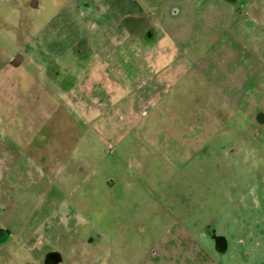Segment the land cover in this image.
I'll use <instances>...</instances> for the list:
<instances>
[{
	"label": "rangeland",
	"instance_id": "obj_1",
	"mask_svg": "<svg viewBox=\"0 0 264 264\" xmlns=\"http://www.w3.org/2000/svg\"><path fill=\"white\" fill-rule=\"evenodd\" d=\"M178 1L0 0V143L19 175L0 264H156L191 249L172 221L229 243L197 239L180 264H264V160L220 130L264 121V0Z\"/></svg>",
	"mask_w": 264,
	"mask_h": 264
},
{
	"label": "crops",
	"instance_id": "obj_2",
	"mask_svg": "<svg viewBox=\"0 0 264 264\" xmlns=\"http://www.w3.org/2000/svg\"><path fill=\"white\" fill-rule=\"evenodd\" d=\"M205 1L206 0H191V4L194 3L195 5H202V4L204 5ZM225 1H229V2L236 1V2H238L240 7H242L244 5H252L255 2V0H225ZM177 3L182 4L181 0H179ZM172 12H173V15L175 16V15L180 13V10L177 7H174ZM234 105H235V109H236L237 104L235 101H234ZM234 117L235 116L233 115L228 120L227 126H223L220 128V130L222 132V136L229 135L230 133L235 134L237 137V140H238V144L241 143L242 146H247L245 149L246 155L249 157L252 156V158H254V159L257 157V161L262 162L264 160V144L257 143L256 139H257L259 134L256 132V129H258V130L260 129V130H262L261 132H264V121L261 122L259 120V118H258L259 116H258L257 120H256L257 124H251V123L248 124L246 122H243L242 120H241V122H239L240 121L239 119L235 123ZM231 119L233 122L231 121ZM0 148L2 150V152L0 151V199H1V197L8 195V193L11 192V190H13L16 187L15 183L18 181L19 175H16V176L15 175H9L10 173L8 172V171H10L9 170L10 166L13 165L14 162L16 161L15 158H16L17 153H18L16 151V149H14V147H11L9 144H6V143H0ZM60 149H61V147H60ZM204 149H205V147H204ZM35 150L37 151L38 149H35ZM261 152H262V154H261ZM41 158H42L41 153H38V151H37L35 154V157H33V159L31 157H29V159H28L29 163L34 164V162H35L34 172L36 175L38 174V176H39V173H40V176H42V169L36 166L37 165L36 160L38 161V159H41ZM44 165L49 170L46 173H48V175H51L52 166H51L50 162L47 161V162H45ZM60 166H62V164ZM34 181L36 182V180H34ZM51 181H52V179L50 178L49 184L51 183ZM51 188H52V185H50L48 187V192ZM46 191H47V188H46ZM3 207H4L3 202H0V209H2ZM0 214H1V212H0ZM66 219H67V217H66ZM46 220H47V218H46ZM186 229L179 222L172 221L169 231L167 233H165L164 235L166 237H169V239L174 240L178 244H180V242H178L179 240H182V241L187 240V242H189L188 246H190L191 249H193L192 252H190L191 249H188V248L187 249L184 248V250L182 252L179 251V248L177 249V251H174V252H172V250L169 251L168 249H167V251L161 250L159 254L154 253V257L158 256L157 259L153 260L154 262H157L156 264H180L182 261H186V260H188V258L190 259V256H192V254L196 252V248L198 250V247L202 246V243L197 241V239L204 240L207 238L211 243V244L209 243L210 244L209 247L213 249L212 246L216 245V247L219 248L218 251H220L219 253H221L222 256L227 252L229 243L226 239V236L224 234L219 233L218 227H217V222H211L210 224H209V222H206L204 227H201L198 230L196 229V227L194 225L191 224V227L190 226H189V228L186 227ZM191 229H192V231H195L196 233H197V231H199V233H197L196 238L192 237V235L190 233ZM187 231H189V233ZM27 235L28 236H26L23 240V246L27 247V250L30 253H33L34 255H36V257H39V258L41 257L40 259H42L43 256L48 255V253H53L52 251H50L51 248L47 246V245L52 244L51 241L49 242L45 238L38 237L37 235H34L32 233H29ZM176 235L177 236L179 235L178 238H181V239L176 241L175 240L177 238ZM180 235H181V237H180ZM5 237H6L5 232L2 230V227L0 226V251L4 250L6 245H11V246L14 245V242L12 239L6 240ZM166 237H162L163 240H165ZM171 243L172 242H170V244ZM163 245L165 247L164 243H163ZM175 245L177 246V244H175ZM38 246H39V248H38ZM44 247H46L45 249H48V250L45 251ZM215 250L216 249H214V251ZM200 251L203 255L208 254L207 251L206 250L204 251L202 248L200 249ZM9 252H11L10 249H9ZM202 259H203V257H202Z\"/></svg>",
	"mask_w": 264,
	"mask_h": 264
},
{
	"label": "flooded vegetation",
	"instance_id": "obj_3",
	"mask_svg": "<svg viewBox=\"0 0 264 264\" xmlns=\"http://www.w3.org/2000/svg\"><path fill=\"white\" fill-rule=\"evenodd\" d=\"M48 258H52L53 260H56V255L55 254H53V253H48ZM58 260V259H57Z\"/></svg>",
	"mask_w": 264,
	"mask_h": 264
},
{
	"label": "water",
	"instance_id": "obj_4",
	"mask_svg": "<svg viewBox=\"0 0 264 264\" xmlns=\"http://www.w3.org/2000/svg\"><path fill=\"white\" fill-rule=\"evenodd\" d=\"M16 60V59H15ZM15 62V61H14Z\"/></svg>",
	"mask_w": 264,
	"mask_h": 264
}]
</instances>
